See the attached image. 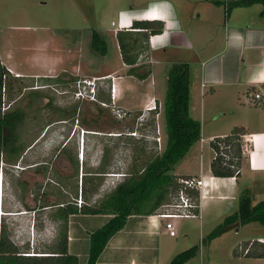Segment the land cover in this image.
Listing matches in <instances>:
<instances>
[{
    "label": "rangeland",
    "instance_id": "1",
    "mask_svg": "<svg viewBox=\"0 0 264 264\" xmlns=\"http://www.w3.org/2000/svg\"><path fill=\"white\" fill-rule=\"evenodd\" d=\"M153 1L0 0V63L13 75L23 77V86L27 85L4 107L11 104L13 108L22 107L26 115L19 128L22 146L18 156L21 155L13 159H8L6 154L0 156V173L3 172L0 223L7 226L11 238L23 251H48L59 231L58 222L51 218L55 205L58 202L75 205L82 194V176L91 175L89 173L101 164L107 171L99 191L93 193L90 200L83 197L85 202L94 205L122 181L134 161L138 165L140 160L164 152L169 70L174 63L181 62L164 51L160 59H154L144 46L139 49L135 72H130L131 66L124 62L117 38L114 39L118 52L115 57L100 56L91 49L92 31L102 33L113 29L111 23L122 10L141 8ZM170 1L183 10L181 14L202 9L194 3L201 0ZM246 7H251L247 11L252 13L263 10L261 4ZM215 30V33L222 34L224 23L218 24ZM193 33L184 26L182 32H178L182 36L176 40L189 41ZM109 75L115 76L118 88L116 108L120 109L123 118L106 104L111 103L108 82L105 83L109 85L104 84L98 93L100 102L78 99L74 94L77 79ZM153 90L154 95L150 93ZM34 93L38 95L34 96ZM154 105L157 110L149 112ZM73 107L77 108L75 115L72 114ZM65 112L68 115L61 116ZM190 116L201 121L206 140H199L191 147L174 166L175 174L201 172V168L207 172L214 156L208 136L215 131L233 130L232 116L215 110L211 92L201 97L193 95ZM131 132L137 135H129ZM83 133L84 154L81 159ZM64 149L78 157V175ZM243 158L244 154L242 164ZM252 180L245 171L239 182H225L228 199L219 210L223 216L238 210L240 196L245 189L251 190L248 185L253 183ZM256 196L259 198L263 194ZM252 197L255 198L253 192ZM262 199L264 197L256 200ZM219 213L205 217L209 222L207 225L213 229L204 239H200L199 215L172 219L178 223L175 225L177 236L173 239L178 244H186L182 251L205 245L206 249H214L218 260L226 251L229 254V249L236 258L248 254L245 249L255 242L251 239L256 234V227H264L263 224H237L223 237L219 235L208 240L210 233L225 219L217 223L219 217H215ZM249 257L252 256L244 258L246 263L250 261Z\"/></svg>",
    "mask_w": 264,
    "mask_h": 264
},
{
    "label": "crops",
    "instance_id": "2",
    "mask_svg": "<svg viewBox=\"0 0 264 264\" xmlns=\"http://www.w3.org/2000/svg\"><path fill=\"white\" fill-rule=\"evenodd\" d=\"M201 1L194 3L202 9L192 13L181 14L183 10L176 8L170 0H154L141 8L122 10L116 21L113 19L115 24L113 21L111 23L115 28L102 31V34L109 43V51L104 57L117 55L115 44L118 40L115 38L120 30L141 36L144 49H149L154 59H160V54L164 51L166 54L171 53V57L177 61L187 62L191 71L190 107L193 95L201 97L211 92L215 110L232 116L231 129L240 127L244 130L245 137L250 138V151L244 153L238 177L213 176L212 161L207 172H203L201 168V172L177 173L200 177L204 181L200 189L199 212L200 239H204L213 229L207 225V215L220 212L215 217H219L217 223L226 218L222 211H219L224 200L228 199L225 182H239L246 171L253 178V183L248 186L251 185L254 200L264 197V106L252 101V94L264 89V16L261 11H247L251 7L227 11L225 0ZM143 20L163 21L165 29L147 39L140 34V29L133 27L135 21ZM222 22L223 33H215L217 25ZM184 26L194 32L192 39L176 40L182 36L178 32H182ZM190 27H193L192 30ZM215 35L219 38L221 35L222 39L219 40ZM150 93L155 94L154 90ZM229 134L231 132L215 131L207 140ZM205 140L202 134L200 141ZM257 194L263 196L257 198ZM112 217L111 214L83 213L69 216L68 248L71 254L78 257L79 264L88 263L91 234ZM165 223L166 221L156 214L129 216L125 226L110 239L96 264H169L176 254L186 249V244L176 243L173 237L177 235L171 236ZM238 232L236 230V233ZM185 235L187 236V233ZM224 235L225 233L220 236ZM252 240L264 242V227H256ZM230 250L229 254L228 251L225 252L223 259L218 260L213 253L214 249H206L205 245L199 246L198 253L185 264H264V257H249L250 261L246 263L244 258L248 254L236 258Z\"/></svg>",
    "mask_w": 264,
    "mask_h": 264
},
{
    "label": "trees",
    "instance_id": "3",
    "mask_svg": "<svg viewBox=\"0 0 264 264\" xmlns=\"http://www.w3.org/2000/svg\"><path fill=\"white\" fill-rule=\"evenodd\" d=\"M253 4L263 6L261 15L264 16V0H228L226 8L229 11L235 7H246ZM133 27L140 29V34L149 39L150 35L162 33L165 23L159 20H143L135 21ZM117 39L124 62L131 66L130 72H135L134 66L139 58V49L144 47L141 36L119 30ZM91 49L100 56H105L109 51L105 36L97 30L91 33ZM190 74V66L187 62L174 63L169 70L165 100L167 144L164 152L146 157L140 160L138 165L134 161L122 181L94 205L88 201L82 207L69 202L56 203V209L51 214V218L58 222L59 231L48 251L33 253L29 250L23 251L11 238L7 226L0 223V264H79L78 257L71 254L68 248L69 216L76 213L111 214L113 217L90 236L87 264H96L110 239L125 226L129 216L155 214L162 205L170 202L182 187L180 179L191 176L174 174L173 168L202 138L201 121L190 116ZM23 80V77L13 75L5 65L0 63V156L6 154L8 159H13L21 152L19 128L26 114L22 107L13 108L12 104L8 108L4 107L8 102L14 101L15 94L21 93L27 86H23ZM37 95L38 93H34V96ZM76 110L77 108L73 107V115L76 114ZM66 112L61 116L68 115ZM244 134L242 128L236 127L231 134L211 140V146L215 152L211 162L213 176L238 177L244 154L242 143ZM64 151L69 154V159L75 165L78 175V157L73 156L66 149ZM106 172L101 164L95 171L89 173L91 175L82 176L83 197L90 200L92 194L99 191ZM75 193L78 195L77 188ZM192 196L199 204L196 210L199 213L200 191L193 190ZM252 222L264 224V199L255 202L252 191L247 188L240 196L238 210L227 216L210 233L208 240L218 237L237 224L245 225ZM251 247L248 252L249 256L264 257V242L255 241ZM198 251L199 246L182 251L174 256L169 264H185Z\"/></svg>",
    "mask_w": 264,
    "mask_h": 264
},
{
    "label": "built area",
    "instance_id": "4",
    "mask_svg": "<svg viewBox=\"0 0 264 264\" xmlns=\"http://www.w3.org/2000/svg\"><path fill=\"white\" fill-rule=\"evenodd\" d=\"M226 2L228 0H225ZM113 24L115 22L113 21ZM122 24V22L120 23ZM110 79V81H107ZM108 82V83H105ZM108 88L109 96L111 99V103H106L108 106H111L115 114L121 115L120 109L116 108V100L118 95V88L117 84L115 82V76L109 75L103 78L99 77H86V78H79L75 82V90L74 94L76 98L78 99H88L96 102H100L98 100V93L101 90V87L104 88L105 85ZM252 101L254 104L262 105L264 106V89L260 91H256L252 94ZM105 105V103H102ZM155 107V105H154ZM152 109V108H151ZM149 108V111L151 110ZM124 116H120V118H123ZM129 135H137L136 132H131ZM244 143H243V149L244 153L250 151V138L245 137L244 135ZM159 140V139H158ZM82 155L84 154V133H83V139H82ZM240 172V171H238ZM1 178H2V173ZM180 183L182 187L180 188L178 194L168 203L161 206V208L155 213L157 217L163 219L166 221V228L168 229L171 236L177 235V230L175 227V222L172 221V219H178V218H194L199 215V213L196 211L199 208V204L192 196L193 190H199L204 184V181L200 177L196 176H189L184 177L180 179ZM75 205L78 207H82V205L85 204V201L83 199L82 194L80 197L76 199ZM252 243L248 248L245 249V253H248L250 251Z\"/></svg>",
    "mask_w": 264,
    "mask_h": 264
},
{
    "label": "clouds",
    "instance_id": "5",
    "mask_svg": "<svg viewBox=\"0 0 264 264\" xmlns=\"http://www.w3.org/2000/svg\"><path fill=\"white\" fill-rule=\"evenodd\" d=\"M155 110H157V107L155 106V107H153L149 112H152V111H155ZM82 151V150H81ZM81 159H83V155H82V153H81Z\"/></svg>",
    "mask_w": 264,
    "mask_h": 264
},
{
    "label": "bare ground",
    "instance_id": "6",
    "mask_svg": "<svg viewBox=\"0 0 264 264\" xmlns=\"http://www.w3.org/2000/svg\"><path fill=\"white\" fill-rule=\"evenodd\" d=\"M0 177H1V174H0ZM1 179H3V172H2V178H0V181L2 182V180ZM3 183H4V180H3Z\"/></svg>",
    "mask_w": 264,
    "mask_h": 264
}]
</instances>
